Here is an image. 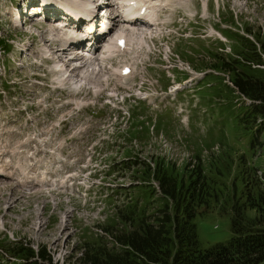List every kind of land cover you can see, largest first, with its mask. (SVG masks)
Listing matches in <instances>:
<instances>
[{"label": "rangeland", "instance_id": "374dc122", "mask_svg": "<svg viewBox=\"0 0 264 264\" xmlns=\"http://www.w3.org/2000/svg\"><path fill=\"white\" fill-rule=\"evenodd\" d=\"M25 1L0 0V123H8L1 133L10 144L4 160L33 179L17 188L0 181V264H13L7 248L16 245L42 247L51 264H71L90 243L110 240L119 224L116 210L129 202L127 187L144 181L129 180L130 167L117 168L124 159L152 158L153 166L187 175L198 160L214 175L228 157L229 180L236 174L243 148L233 116L243 102L225 87L228 74L212 67V57L233 54L228 30L251 28L262 37L264 0H160L150 8L166 10L156 16L160 28L137 35L117 25L109 38L119 33L127 47L107 59L112 73L101 74L108 84L98 97L93 86L79 90L83 83L62 84V73L53 74L56 64L44 58V40L57 23L37 17L17 26L12 5L23 8ZM53 2L73 8L87 0ZM92 57L101 63L98 53ZM123 65L132 73L120 78ZM251 164L264 186L263 146ZM194 223L202 248L232 236L230 213L218 207L197 214Z\"/></svg>", "mask_w": 264, "mask_h": 264}, {"label": "trees", "instance_id": "16d2710c", "mask_svg": "<svg viewBox=\"0 0 264 264\" xmlns=\"http://www.w3.org/2000/svg\"><path fill=\"white\" fill-rule=\"evenodd\" d=\"M226 35L234 43L233 54L213 52L216 63L211 65L228 74L233 87H225L230 94L248 100L239 104L233 116L235 140L243 148L236 174L229 180L228 157L221 158L225 166H218L214 175L206 174L198 160L187 175L157 162L153 166L152 158L151 162L124 159L117 168L130 167L129 180L139 177L144 181L127 187L129 202L116 210L119 224L111 239L90 243L78 262L74 259L71 264H256L264 260V186L251 164L264 147V33L261 37L259 31L246 28L244 34L228 30ZM208 111L213 116L214 108ZM223 175L228 180L221 183L219 176ZM213 207L230 213L232 236L202 248L194 218ZM7 250L13 264H51L42 247L35 250L25 244Z\"/></svg>", "mask_w": 264, "mask_h": 264}, {"label": "bare ground", "instance_id": "6f19581e", "mask_svg": "<svg viewBox=\"0 0 264 264\" xmlns=\"http://www.w3.org/2000/svg\"><path fill=\"white\" fill-rule=\"evenodd\" d=\"M42 1H46V0H42ZM48 2L46 4H49L48 9H58L56 5H59L55 2H53V0H47ZM173 2H177L179 0H171ZM27 5L24 6V8H26ZM23 8V9H24ZM80 11H82V9H78ZM166 10L164 8H162L160 11H155L154 12V16L159 15L160 13L165 12ZM121 16V14H119ZM119 15H117L114 18V28L116 29L117 25L120 27H123L125 29H130L128 30L130 33L132 34H137V35H146V33H148L149 31L152 30V28H160V24L156 23L154 26L152 25H148L144 22V24H131L128 22H124V20L122 19V16L119 17ZM52 19H56V16H49L48 20H52ZM68 25L70 24H74V22L72 21H67L66 22ZM88 23V22H86ZM65 24V23H64ZM23 26V25H22ZM102 27V26H101ZM50 29V33L51 36L47 38V40H44V47L46 49V51L48 52V59L51 60V62L54 63H61V67L59 68V70L57 71H53L54 75H57L60 73L65 74L63 81H71V80H76L80 83H83L80 87L79 90H86L89 89L90 86H93L95 88V91L93 92L95 94L96 97H98L100 95L101 92H103V90L105 89L106 84H108L107 80L106 83L104 82V78L101 77V74L104 75L106 73L111 74L112 72L110 71V68L108 67H104L102 68L100 63H99V58L95 57L93 59V61L90 58L88 59H84L83 61H80V63L78 65H73V63L75 62H79V60H81L80 58V52H77L75 55L71 54L69 56H67L68 53V47H67V39H68V32L67 30H65L63 27H61V25H57L56 27H49ZM74 30H77L76 32H79L77 29V25L74 24L73 27ZM60 31H63L62 33H60ZM128 32V33H129ZM116 37H121V34H115ZM124 37V36H123ZM72 41L70 42H77L74 38H71ZM96 40L99 41H94V43L91 44V46L89 47V49L86 50H90V48L92 46H94V51L92 53V56L95 54H101V64L104 63L106 66V61L103 59V57H107L104 54V50H106L109 54H112V58H108V60H111L113 58H115L118 54H121L127 47V43L124 44V48H116L113 49L112 48V41L111 39L107 36V37H100V36H96ZM101 43V48H99V45ZM57 45V49H54L53 46ZM51 52V54H50ZM43 60V59H41ZM72 65V66H71ZM90 68V69H89ZM132 73V72H131ZM119 77H126L124 75L119 74ZM62 81V78L60 79V82ZM90 85V86H88ZM242 100H244L246 103H248L247 99H245L244 97H242ZM8 123L4 122V123H0V164L1 166H3V169H0V175H4V176H8L10 178L9 181H13L15 187L18 186L20 180L23 178V175L16 172L15 170H13L9 165H7L3 159L2 156H4L7 152L8 149L10 147V144L8 143L9 141H4V137H3V133H1L2 127L7 129ZM4 171V172H2ZM0 181H4L3 178H0ZM2 184V183H0ZM4 187V185H3ZM2 187V188H3Z\"/></svg>", "mask_w": 264, "mask_h": 264}]
</instances>
